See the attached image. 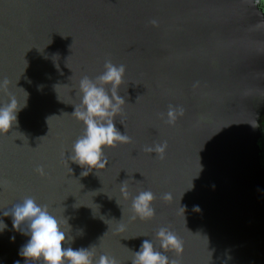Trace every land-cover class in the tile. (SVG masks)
I'll list each match as a JSON object with an SVG mask.
<instances>
[{"label":"water","instance_id":"water-1","mask_svg":"<svg viewBox=\"0 0 264 264\" xmlns=\"http://www.w3.org/2000/svg\"><path fill=\"white\" fill-rule=\"evenodd\" d=\"M106 60L126 66L114 123L131 142L82 176L70 157L85 125L72 114L80 80ZM5 77L20 109L0 133V264H31L26 225L4 216L26 197L63 221V247H94L96 260L131 264L148 240L179 264H264L263 0H0ZM169 105L185 109L175 125ZM165 141L164 159L144 151ZM146 190L156 215L133 220L132 198ZM161 227L181 254L161 248Z\"/></svg>","mask_w":264,"mask_h":264},{"label":"clouds","instance_id":"clouds-1","mask_svg":"<svg viewBox=\"0 0 264 264\" xmlns=\"http://www.w3.org/2000/svg\"><path fill=\"white\" fill-rule=\"evenodd\" d=\"M153 26H158V21H151ZM104 72L94 80L84 76L79 83L80 103L76 105L74 115L85 125V131L74 143L71 160L79 164L86 171L81 173L87 176L89 172L97 169H105L109 164L106 148H115L118 143H130L131 138L122 134L116 127L114 120L122 112L125 99L118 94L119 88L124 82L126 66L115 65L111 60L104 63ZM10 81L5 77L0 81V91L9 96V101L0 105V133H9L13 125L17 123L18 102L15 96L9 92ZM110 86V87H107ZM199 87V81L193 84ZM182 106L169 105L166 123L175 125L177 119L184 115ZM167 142L145 146L144 151L156 153L160 159H164ZM40 175H45L43 166L35 169ZM126 182V181H125ZM125 182L122 185H125ZM121 191L127 197L126 185ZM155 194L150 191H141L132 198L131 208L134 215L141 220L153 219L156 209L153 207ZM164 201L172 200L170 193L162 196ZM4 216L13 218V227L22 230L26 225L25 234L30 236L28 242L22 246L21 255L31 264H118L114 257L101 255L95 259V253L91 250L80 248L73 250L71 247H63L68 243L67 234L63 230V221L49 212L46 204H38L33 197H26L22 202L15 204L11 210L5 211ZM7 226L0 221V230ZM125 225L120 224L118 231H124ZM160 246L164 251L173 250L177 255L183 252V241L170 229L161 227L156 233ZM14 239V237H13ZM19 264V262H17ZM131 264H179L178 260H171L163 252L156 251L152 242L144 240L140 250L134 252Z\"/></svg>","mask_w":264,"mask_h":264},{"label":"trees","instance_id":"trees-1","mask_svg":"<svg viewBox=\"0 0 264 264\" xmlns=\"http://www.w3.org/2000/svg\"><path fill=\"white\" fill-rule=\"evenodd\" d=\"M263 3H264V0H263ZM263 163H264V153H263Z\"/></svg>","mask_w":264,"mask_h":264}]
</instances>
